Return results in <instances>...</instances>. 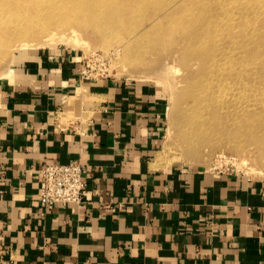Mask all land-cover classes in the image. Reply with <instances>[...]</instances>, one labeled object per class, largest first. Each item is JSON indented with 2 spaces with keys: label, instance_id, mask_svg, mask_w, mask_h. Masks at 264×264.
<instances>
[{
  "label": "crops",
  "instance_id": "crops-1",
  "mask_svg": "<svg viewBox=\"0 0 264 264\" xmlns=\"http://www.w3.org/2000/svg\"><path fill=\"white\" fill-rule=\"evenodd\" d=\"M0 76V257L12 264H264V177L160 156L165 96L86 77L66 49ZM88 166L80 203L38 204L46 162Z\"/></svg>",
  "mask_w": 264,
  "mask_h": 264
},
{
  "label": "rangeland",
  "instance_id": "rangeland-1",
  "mask_svg": "<svg viewBox=\"0 0 264 264\" xmlns=\"http://www.w3.org/2000/svg\"><path fill=\"white\" fill-rule=\"evenodd\" d=\"M176 1L178 0H146L145 9L149 17H145V13L142 14V9L134 12L132 15L134 17L138 12L139 15L145 17L140 22L141 24L145 23L147 27L150 26L147 31L148 40L146 37L142 38L143 41L137 37L130 41L125 40L129 36L123 35L122 31L129 34V28H122L118 31L114 29L111 36L102 38L98 33H94L95 29L92 26H82L77 32L78 41H68V38H71L68 37L71 30L61 26L57 29L58 34L63 33L67 37H57L58 39L52 43L44 45L34 44V47L27 50L14 49L13 53L9 51L7 58L0 57V76H6L2 74L9 70L12 58L16 63L40 50L66 49L82 61L83 68L87 70V75H85L87 78L126 77L139 83H150L163 92L166 99V110L161 152H164V158L170 164L218 173L224 171L238 173L246 177H264V45L262 43L264 41L262 29L264 28V14H262L264 0L253 3L255 6L259 4V7L256 6L259 12L263 11L257 19L249 12L246 18V14L240 12H237L238 16L234 15L236 7L233 8V1L230 4L231 10L228 15L220 8V4H217L219 0L191 1L193 6H198L197 13H202V16L195 17L196 28L210 19L209 32L211 34L208 39L213 40V44L217 45L215 48H218L217 50L212 45L209 55L205 53V57L209 56L207 59L211 56L213 59V53L217 50L214 58H219V63L207 73L204 72L206 66L196 59L197 57H193L195 56L194 49L187 47L189 44L187 36L194 32L191 31L189 24L178 25L186 14L183 11L173 10ZM225 1L229 3L231 0ZM249 1L250 4L252 1ZM117 2L113 0L114 7ZM160 2H163V7L167 8L158 7ZM202 3L206 6L202 7ZM167 9L176 12L172 15L174 16L172 20L169 15H166ZM202 9L211 11L205 14ZM159 16L160 19L162 17L161 20ZM157 17L159 21L156 22ZM229 18H233L231 21L238 22L234 23L235 28L233 25V28H226L227 23H230ZM243 18L247 20L245 23L242 22ZM248 18L253 22H248ZM152 19H154V25ZM95 22L102 24L98 20ZM162 23L164 30L160 28ZM246 24L247 27H245ZM193 27L195 28V24ZM254 27L258 29L256 35L254 34L255 29H252ZM226 35L230 37H225ZM31 38L32 36L29 37ZM123 40H125V47L121 46ZM3 45V43L0 44V49L3 48L4 52L5 46L1 48ZM129 49L141 50V53H134L137 56L134 58L135 63H130L131 60L125 59L124 52ZM220 52H225L227 56L220 57ZM187 56L188 59H184ZM213 77H215L214 80ZM187 121H208L205 129L207 132L208 130L211 132L216 127L220 132H214L208 140L200 138L191 143L184 138V135L186 138L190 136L187 133L189 130L186 125ZM217 121L226 122L220 124ZM224 128H228L229 132L224 133ZM244 158H247L248 163L256 168L249 169L248 166L242 164Z\"/></svg>",
  "mask_w": 264,
  "mask_h": 264
},
{
  "label": "bare ground",
  "instance_id": "bare-ground-1",
  "mask_svg": "<svg viewBox=\"0 0 264 264\" xmlns=\"http://www.w3.org/2000/svg\"><path fill=\"white\" fill-rule=\"evenodd\" d=\"M116 1H118V2L114 7V5L112 3L113 0H0V44L1 43L4 44L3 46H1V48L5 46V48H4L5 53L3 52V48H2V50L0 49V57H2V59L7 58L9 51L12 52V50L14 51V49L27 50L30 47H34V44L44 45V44L52 43L53 41L58 39L57 37H64L65 34H63V33H62V35L58 34L59 31L57 29H59L58 27H61V26L64 27L65 29L71 30V32H69V35H68V37H71V38L70 39L68 38V41H70V40L78 41L77 40V36H78L77 32L80 31L79 29H81L82 26L83 27L92 26V28L95 29L94 33L95 34L98 33L99 37H102V38H104V37L108 38L109 36H111L114 29L118 31L119 29H122V28H124V29L129 28V34H126L125 32L122 31L123 35L129 36V38L127 37L125 40L130 41L134 38L136 39V37L141 38L140 40H142V38L144 39V37H146L148 40V37H147L148 32L147 31L149 30L150 26L147 27L145 25V23L144 24L140 23L145 17L148 16L146 14L148 11L146 12V9H145L146 5H147L146 0H116ZM191 1L192 0H183V1L181 0V2H179V0H178V1L174 2V7H173L174 9L173 10H175V11L177 10V12L183 11L184 14H186L184 19H182V22H184V23L181 22L182 24L178 23V25L183 26L184 24H189V26L192 28L191 31L194 32V33H191V35L189 34L187 36L189 39V41H188L189 44L187 45V47H188V49H194V55L195 56H193V57H195V58L197 57L196 59L201 61V63L206 66L204 69V72L205 73L211 72L212 69H214V66H216V64L219 63L218 62L219 58L218 59H216L217 57L214 58V54H216V51L218 50L217 47L215 48L216 44H213V42H212L213 40L209 41V39H208V38H210V34H211L209 32L210 31V27H209L210 26V24H209L210 19H208L206 22H204V24L198 25V27L196 28L195 17H197L198 15L202 16L201 15L202 13L201 12L197 13L196 9H199V8H197L198 6L197 7L193 6V2H191ZM251 1H252L251 2L252 5H251V3L249 4V2H250L249 0H231V1H229V3H226L225 0H219V3H217V4H220V8L223 9V11L225 10L224 12L226 15H228V12L231 10L230 4L234 3L233 8L236 7L234 15H237V12H240L244 15L246 14L245 15V18H246L247 13L249 12L250 14H253V16L256 17V19H257L258 15H260V13H262L264 11V9H263V11L259 12V8L256 7L259 4L258 5L256 4V6L253 5V3L255 4L254 1L257 2L258 0H251ZM168 4H170V3H168ZM226 5H228V6L226 7ZM163 6H164L163 2H160L158 5V7H160V8ZM204 6H206V5L204 3H202V7H204ZM262 6H264V4H262ZM262 6L260 7V9L262 8ZM199 7H201V6H199ZM164 8H167V7L165 6V7H163V9ZM137 9H142V14L145 13L146 16L143 17V15H139L140 14L139 12L136 13L139 16H137L136 14H135V17L132 16V15H134V12ZM168 9H169V7H168ZM168 9H167L166 15H169L170 19L172 20L174 18V16H172V15L174 14L175 11L172 12V11H169ZM137 11H139V10H137ZM210 11L211 10L207 11L205 9H202V12H205V14H207ZM218 12H220V11H218ZM232 12H233V10H232ZM175 14H176V12H175ZM262 14H264V12ZM234 15H232V16H234ZM210 17L212 18V15ZM218 17L219 16H217V18ZM227 17H229V16H227ZM159 19H160V16H159ZM159 19L157 17V19L155 21L157 22V21H159ZM161 19H162V17H161ZM199 19H201V18H199ZM232 19L231 18L228 19L230 23H227L228 24L226 26L227 29H229V27L233 28L234 23H238V22L231 21ZM96 20H98L102 24L96 23L95 22ZM152 20H153L152 24L154 25V19H152ZM178 20H181V18H178ZM225 20H226V18H225ZM243 20L244 21L241 20L243 23H245V21H247L244 18H243ZM248 22H253V21H250V19H249ZM138 23H140V24H138ZM193 24H195V28L193 27ZM261 25H262V23H261ZM161 26H160V28L163 29L164 24L162 23ZM247 26L248 25L246 24L245 27H247ZM220 27H221V25H220ZM234 28H235V26H234ZM252 29H255L254 34L256 35L258 32V29L256 27H254ZM262 29L264 31V28H262ZM160 32H162V31L160 30ZM40 34H41V36H39ZM21 36H23V37H21ZM30 36H32L31 39H29ZM227 36L230 37L229 35H226L225 37H227ZM40 37H42V38H40ZM65 37H67V36H65ZM125 40L122 41L121 46H124ZM262 43L264 45V41ZM137 44H138V42H137ZM212 45H214V48L217 50L213 53V59H212V56L209 59H207L209 56L205 57V53L207 52L206 54H208L209 52H211L210 48ZM140 51L141 50H139V49H129V50L125 51L124 52V54L126 56L125 59L131 60L132 62H130V63H135L136 61L134 58H137V56L134 53H137V52L141 53ZM191 52H193V50H191ZM174 54H176V53H174ZM183 55H185V53H183ZM190 55H192V54H190ZM219 56L223 58V57H226L227 54L225 52H222V53L220 52ZM132 59H134V60H132ZM184 59H188V56H187V58L184 57ZM10 62L11 63L9 65V70L6 71L5 74H2V75H8L10 72L13 71V69H14L13 66L15 64L14 58H12ZM183 62H186V61H183ZM234 68H235V65H234ZM210 79H211V77H210ZM214 79H215V77H213V80ZM206 80H207V78H206ZM216 80H218V79H216ZM218 90L220 91V89H218ZM217 122H219L220 124H223L226 121H217ZM186 125H187V128L189 127L188 128L189 130L187 131V133L190 136L187 135L188 138H186V136L184 135V138L187 141H190L191 143H194V141L196 142V140H198L200 138L203 140H208L209 136L214 134V132H216V133H218L217 131L220 132V130L217 127L213 128V130L211 132H210V130H208V132H207L205 129L207 128L208 121H187ZM228 130H229L228 128H224V133H226ZM257 147H259V146H257ZM160 156L164 157L163 151L160 152ZM253 159H254V157H253ZM248 161L249 160L247 158H244L241 163L248 166L249 169L254 170L256 167L254 165L248 163Z\"/></svg>",
  "mask_w": 264,
  "mask_h": 264
},
{
  "label": "built area",
  "instance_id": "built-area-1",
  "mask_svg": "<svg viewBox=\"0 0 264 264\" xmlns=\"http://www.w3.org/2000/svg\"><path fill=\"white\" fill-rule=\"evenodd\" d=\"M83 74L87 70L83 68ZM41 187L37 195L38 204L44 209L69 203H80L87 197L86 175L88 166L78 159L68 162H46L42 167ZM0 264H12L11 260L0 257Z\"/></svg>",
  "mask_w": 264,
  "mask_h": 264
}]
</instances>
